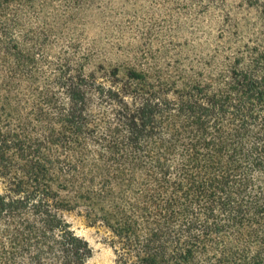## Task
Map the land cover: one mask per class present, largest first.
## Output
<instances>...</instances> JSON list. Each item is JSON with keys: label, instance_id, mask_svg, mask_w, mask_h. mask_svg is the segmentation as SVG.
I'll return each instance as SVG.
<instances>
[{"label": "trees", "instance_id": "16d2710c", "mask_svg": "<svg viewBox=\"0 0 264 264\" xmlns=\"http://www.w3.org/2000/svg\"><path fill=\"white\" fill-rule=\"evenodd\" d=\"M142 1L0 0V264H87L72 211L115 264H264V0ZM174 8L207 16L190 59ZM92 29L124 61H80Z\"/></svg>", "mask_w": 264, "mask_h": 264}, {"label": "rangeland", "instance_id": "374dc122", "mask_svg": "<svg viewBox=\"0 0 264 264\" xmlns=\"http://www.w3.org/2000/svg\"><path fill=\"white\" fill-rule=\"evenodd\" d=\"M231 1V0H229ZM145 5H151L155 8H158L162 5V2L157 1H149L143 0L142 1ZM175 3V2H174ZM177 5V4H174ZM194 11V10H193ZM187 11L181 12L178 9H173V11L169 12L167 15L164 13L156 14L155 21L157 26L155 27V34L157 35L158 39L160 40L162 49L165 50L169 55H176L180 49H184L188 55H190L189 59L193 57L192 53H189L192 45H194L195 41H202L206 37V31L208 28V20L207 16L204 15H196L195 11ZM123 21L126 22L130 20V17H122ZM132 20V19H131ZM134 20H136L134 18ZM98 29L89 30L84 32L82 36V44L79 49H75L73 51L80 59V61H124L120 60L121 58H106L101 53L93 50L88 41L93 39L95 36H98ZM135 34L133 31L132 34L128 33L127 35L123 36L124 43H127L132 35ZM159 34V36H158ZM104 40L107 45H110L118 39L119 41L120 36L111 33V34H104ZM83 37H85L83 39ZM158 40V41H159ZM154 44V49L160 43ZM185 43V44H184ZM59 48V49H58ZM54 50V53L61 51L63 49L67 50L66 48L58 47ZM87 55V56H86ZM67 219L72 223L76 232L87 239L90 246L92 247V256L88 260L87 264H115L114 259L115 255L109 247V245L104 241L103 234L101 230H98L94 227L87 226L83 220V218L76 214L75 211L66 213Z\"/></svg>", "mask_w": 264, "mask_h": 264}]
</instances>
